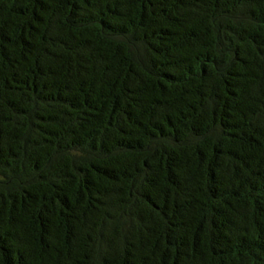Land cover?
<instances>
[{
	"label": "trees",
	"instance_id": "16d2710c",
	"mask_svg": "<svg viewBox=\"0 0 264 264\" xmlns=\"http://www.w3.org/2000/svg\"><path fill=\"white\" fill-rule=\"evenodd\" d=\"M0 264H264V0H0Z\"/></svg>",
	"mask_w": 264,
	"mask_h": 264
}]
</instances>
